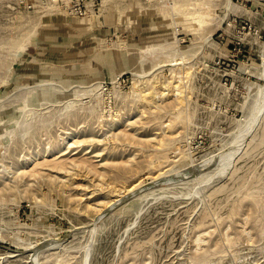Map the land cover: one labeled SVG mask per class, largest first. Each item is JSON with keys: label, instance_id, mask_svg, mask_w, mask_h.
I'll return each mask as SVG.
<instances>
[{"label": "rangeland", "instance_id": "1", "mask_svg": "<svg viewBox=\"0 0 264 264\" xmlns=\"http://www.w3.org/2000/svg\"><path fill=\"white\" fill-rule=\"evenodd\" d=\"M0 264H264V0H0Z\"/></svg>", "mask_w": 264, "mask_h": 264}, {"label": "bare ground", "instance_id": "2", "mask_svg": "<svg viewBox=\"0 0 264 264\" xmlns=\"http://www.w3.org/2000/svg\"><path fill=\"white\" fill-rule=\"evenodd\" d=\"M130 136H131V135H130ZM77 142H78V141H77ZM56 151H57V150H56ZM57 153H58V152H57ZM50 154H51V153H50ZM53 160H54V159H53ZM45 161H46V160H45ZM47 161H48V160H47ZM57 161H58V162H57ZM54 163L60 165V164L63 163V162H61V161H59V160L57 159L56 161H54ZM52 164H53V163H52ZM34 165H35V164H34ZM37 165H39V164H37ZM39 166H40V165H39ZM54 166H55V165H54ZM62 166H63V165H62ZM62 166H61V168H63ZM90 166H91V165H90ZM55 167H56V166H55ZM57 167H58V166H57ZM57 167H56V168H57ZM31 169H32V168H31ZM96 170H98V169H96ZM38 173H39V172H38ZM38 173H37V174H38ZM35 174H36V173H35Z\"/></svg>", "mask_w": 264, "mask_h": 264}]
</instances>
